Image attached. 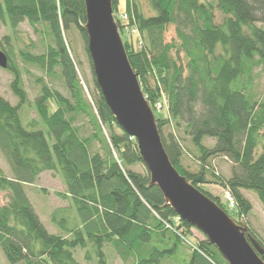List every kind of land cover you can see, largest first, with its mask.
<instances>
[{
  "label": "trees",
  "instance_id": "obj_1",
  "mask_svg": "<svg viewBox=\"0 0 264 264\" xmlns=\"http://www.w3.org/2000/svg\"><path fill=\"white\" fill-rule=\"evenodd\" d=\"M149 2L154 15L145 17L137 0H127L142 46L126 53L151 110L155 111L159 96L168 100L167 115L155 117L164 151L178 174L240 225L252 209L244 192L253 194L264 210V100L250 93L254 71L264 66V28L257 26L264 24V0ZM116 7L117 0H112V8ZM215 12L222 17L220 23L215 22ZM120 20L116 25L121 30ZM0 21L12 30L24 22L33 29L38 24L48 26L51 45L46 52L32 55L22 50V59L49 76L58 67L70 95V99L52 96L44 85L33 102L40 122L29 124L41 129L25 130L19 108L27 98L16 66L8 62L17 105L12 107L0 97V151L11 171L7 177L0 170V193L7 197L0 204V250L5 258L11 264H79L73 251L88 248L86 261L92 256L97 264H106V247L124 263L131 259L134 264H160L176 257L180 238L185 236L181 228H194L165 205L159 190L150 186L148 173L130 169L142 164L136 141L117 126L97 86L91 97L95 110L82 100L62 34L74 26L88 53L82 30L84 1L0 0ZM169 26L174 27L177 44L164 41ZM149 78L156 79L154 87L147 83ZM51 98L57 103L53 113L48 108ZM81 116L88 117L93 127L90 138L78 135L74 122ZM170 124L184 130L195 151L197 172L182 168L181 140L162 134ZM101 127L109 132L108 139ZM217 159L230 163L226 175L218 171L213 162ZM44 172L60 174L66 187L65 193L57 195L67 206L49 215L60 235L46 230L25 192L24 187ZM208 175L229 194L233 208L210 194ZM180 264L226 262L204 239Z\"/></svg>",
  "mask_w": 264,
  "mask_h": 264
},
{
  "label": "rangeland",
  "instance_id": "obj_2",
  "mask_svg": "<svg viewBox=\"0 0 264 264\" xmlns=\"http://www.w3.org/2000/svg\"><path fill=\"white\" fill-rule=\"evenodd\" d=\"M137 2L142 14L145 17H151L154 15L149 0H137ZM112 11L115 23L117 22L116 20L121 19L120 23H122V26L120 24L121 30L118 29V32L123 45L124 43L127 44L124 45L125 52L130 53L132 51H138L142 46V41L135 24V19L132 16V12L127 9V0H117V7L115 8V10L112 8ZM221 19L222 17L220 16V14H218V12H215V22L220 23ZM257 26L260 28H264L263 23L258 22ZM62 35L67 48V52L72 60L79 86L82 90V100L83 102L85 101L89 107L95 110L92 98L93 94H96L97 92L91 65L88 59V53H86L85 51L84 41L80 35L79 30H77L74 26L71 27L69 31L63 32ZM164 41L167 44H177V38L173 26H169L166 29V32L164 34ZM49 45H51L49 31L48 26L45 24H38L33 29V27H29L27 22H24L17 26L15 30H12L11 27L6 24V22L0 21V52H2L6 57L7 64L9 62L10 65L16 66L17 69H15V71L18 74L21 89L24 91L27 98L26 103L19 108L21 125L25 130L33 129V131H37L38 129H41V126L37 124H35L33 128H29V124L33 121L37 123L40 122L38 112L36 111L33 102L40 96L44 85L46 86L47 90H49L52 96H54V94H58L67 99H70L69 92L64 86L58 67L53 69L55 72L54 75L49 76L45 72L39 70L37 67L30 66L29 64L24 63L22 59L23 52H25L22 50H28V53L32 55H42L46 52ZM125 46L130 47L127 48ZM127 53L126 55H128ZM182 59V62L185 64L186 60L184 59V57H182ZM13 78L14 75L12 76V74L10 73V69L7 70V68H0V97L8 102L12 107L17 105V99L12 94V91L10 89ZM154 80L156 79L149 78L147 83L151 87H154ZM138 83L141 89L142 83L139 80ZM250 93L253 94L255 96V99H257L258 101L264 100V66H259L254 71L253 84L251 86ZM50 100L51 101L48 103V108L49 112L53 113L56 110L57 103L54 98H51ZM157 103L156 107L154 108L155 111H152L154 117H159L160 114L162 116H166L169 108L167 98H165L164 96H159V100L157 101ZM86 116L78 117L74 122L79 137L83 139L90 138L89 135H91L94 131L93 127L90 126L89 118ZM183 131L184 130L182 128L177 129L173 127L172 124H170L168 127L163 129L162 134L164 135V137L168 134H172L177 139L179 138L181 140V144L184 150L183 156L180 160L181 166L188 172H197L199 169L193 159H196V157H194L195 151L192 148L189 139L186 138V136L183 134ZM101 132L104 138L108 139L109 132L107 131V129L101 127ZM114 133L119 134L118 130H114ZM93 150L94 149H92V151ZM96 150H98V147H96ZM257 154H259V151ZM213 162L216 163L219 172L221 171L224 175L229 172V162L226 163L219 159H217L216 161L214 160ZM130 169L133 172H137L143 175L145 173L147 174V171L143 164L135 165ZM0 170L5 176L11 177L10 168L1 151ZM61 179V175L56 172H44L38 177L37 181L33 185L24 187L26 195L31 203V207L34 209L42 225L50 234L60 235V232L50 224L49 215L54 210L67 206V203L65 201H62L60 200V198H58L59 194H63L66 191V187ZM207 180L209 184L206 185L208 187H205L210 192V194L212 196L220 197L223 204L229 205V210L230 208H233L229 200L227 201V196L224 192V189L216 185L217 183L215 179L208 175ZM244 196L249 201L252 209L251 212L247 215L246 219H243L242 222L244 224L248 223L249 228L253 231L257 240L260 241L264 246V210L253 194L244 192ZM6 201V194L0 193V204L5 203ZM181 229L182 231L185 230V236L182 235V239L180 238V241L182 243L178 245V248H180V250L177 253V256L170 260L164 259L160 262V264H180L187 259L188 253L191 249L195 248L196 243L205 239V237L195 229ZM180 231L181 230L179 229L178 232ZM87 251H89L88 248L86 250H74L73 257L75 261L79 264H97L96 259L92 256H89L88 261L85 260V253ZM104 254L106 264H134V260L131 259L125 263L122 262L120 258L109 247H106L104 249ZM0 264H10L1 250ZM18 264L24 263L21 262Z\"/></svg>",
  "mask_w": 264,
  "mask_h": 264
},
{
  "label": "water",
  "instance_id": "obj_3",
  "mask_svg": "<svg viewBox=\"0 0 264 264\" xmlns=\"http://www.w3.org/2000/svg\"><path fill=\"white\" fill-rule=\"evenodd\" d=\"M87 52L95 85L121 131L135 139L150 186L179 218L215 247L226 264H264L263 247L220 207L192 187L172 167L164 151L155 117L128 61L111 0H83ZM0 52V68H7Z\"/></svg>",
  "mask_w": 264,
  "mask_h": 264
},
{
  "label": "built area",
  "instance_id": "obj_4",
  "mask_svg": "<svg viewBox=\"0 0 264 264\" xmlns=\"http://www.w3.org/2000/svg\"><path fill=\"white\" fill-rule=\"evenodd\" d=\"M226 198H227V201L229 200V202L231 203V205L234 207V204H233V200L231 199V197L229 196V194L227 193L226 194Z\"/></svg>",
  "mask_w": 264,
  "mask_h": 264
},
{
  "label": "bare ground",
  "instance_id": "obj_5",
  "mask_svg": "<svg viewBox=\"0 0 264 264\" xmlns=\"http://www.w3.org/2000/svg\"><path fill=\"white\" fill-rule=\"evenodd\" d=\"M143 164V163H142ZM144 166V165H143ZM145 167V166H144ZM166 205V204H165ZM167 206V205H166ZM8 261V260H7ZM9 262V261H8ZM10 263V262H9ZM11 264V263H10ZM18 264V263H17Z\"/></svg>",
  "mask_w": 264,
  "mask_h": 264
}]
</instances>
